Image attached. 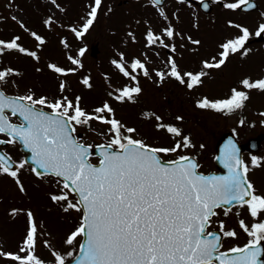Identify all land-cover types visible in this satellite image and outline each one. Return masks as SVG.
I'll list each match as a JSON object with an SVG mask.
<instances>
[{
    "label": "snow or ice",
    "instance_id": "1",
    "mask_svg": "<svg viewBox=\"0 0 264 264\" xmlns=\"http://www.w3.org/2000/svg\"><path fill=\"white\" fill-rule=\"evenodd\" d=\"M156 7L157 12L167 22V26L155 31L148 25L144 36L149 46L164 45L165 36L175 38V25L166 11L163 0H147ZM189 7H195V0H183ZM222 7L230 11L242 8L255 10L254 0H221ZM51 8L61 13L67 9L58 0H49ZM6 7L12 12L11 19L20 28L34 38V46L23 43V37L13 34L9 38H0V61L3 54L15 51L40 60L39 50L47 42V36L31 28L17 13L23 10L14 2ZM102 7V0H91L87 6L83 22L79 25H67L77 38H82L94 26ZM207 9L209 4L202 3ZM113 11L107 7V12ZM177 20L179 16L176 13ZM195 16V13H193ZM6 19L0 16V20ZM139 23V21H136ZM42 23L54 30L59 20L55 12L46 15ZM230 28L236 29L224 37L218 45L216 55L203 59L199 70L183 71L175 58L167 61V72L157 69L162 79L170 74L189 89L202 85V77L208 75L205 69L217 68L226 64L231 54L246 56L251 49L246 44L252 36H264V11L260 12L255 27L236 19H226ZM63 26V25H62ZM198 27V23L196 24ZM133 41L135 33L129 32ZM187 39L196 45L202 43L188 35ZM61 42L67 46V38ZM175 51V43L164 45ZM79 56L67 54L72 65L83 67L79 58L86 46L78 50ZM126 53L118 52L111 63L131 81L137 76L126 66ZM132 70L142 69L148 74V68L139 57L131 59ZM47 68L57 77L76 73L77 67H66L58 62L49 61ZM37 71H42L37 68ZM20 68L0 63V144L15 145L17 141L29 149L31 161L29 170L38 178L50 175L57 191L48 195L63 212L80 213L78 222L66 233L64 244L68 249L62 251L48 239L43 244L51 252V264H264V192L257 190L249 177L251 166H264V157L252 155L250 163L241 155L236 142L231 138L216 159L227 169L226 173L206 174L190 148L195 144L190 133L176 123L167 122L164 117L145 111L144 117H154L153 127L157 131L169 134L171 143L149 142L139 134L136 126H130L116 116L112 104L106 99L92 111L82 104V96L68 94L67 81L60 79L59 94L49 97L38 95L28 87L23 93H10L9 84L19 88L14 77L22 76ZM107 77V74H105ZM187 78V79H185ZM87 88L93 87L92 77L81 78ZM264 91V74L253 78L244 75L230 88L229 94L222 98L204 95L196 100L197 106L232 113L242 109L250 98L252 90ZM141 87L125 84L109 93L117 101H135ZM50 109V110H49ZM13 117L17 119L14 120ZM107 124L105 131L96 129L104 137L102 143L86 142L77 135V126L91 127L92 120ZM177 120L183 117L177 116ZM244 123L243 120L240 121ZM264 123V121H262ZM205 145L201 144L200 148ZM97 149L98 152L93 150ZM162 154H172L165 159ZM97 156V162L91 157ZM29 161L16 158L7 150H0V175L12 177L20 192L27 193L22 181L21 171ZM239 205L237 217L247 212L252 219L246 222L238 219L240 228L250 237L243 245L223 248V237H238L235 227L226 226L227 217L232 208L225 205ZM13 217L21 213L26 217L23 236L15 250L6 249L0 241V257L7 258L8 264H49L47 258L38 253L41 222L31 207H12ZM217 219L214 221L213 218ZM213 223L217 230H209ZM79 254L75 259L74 249Z\"/></svg>",
    "mask_w": 264,
    "mask_h": 264
},
{
    "label": "rangeland",
    "instance_id": "2",
    "mask_svg": "<svg viewBox=\"0 0 264 264\" xmlns=\"http://www.w3.org/2000/svg\"><path fill=\"white\" fill-rule=\"evenodd\" d=\"M11 1L12 0H0V7H3V12L6 15L5 20H0V38H9L12 34V30L8 29L9 25L6 23V20L15 23V21L11 19L12 12L6 7V4ZM58 1L67 9L63 12L65 14L63 19H58L59 22H61L69 15L73 0ZM79 1L80 0H75L76 3ZM117 1L118 0L102 1V7L99 11L98 19L94 22V26L82 37V40L78 42V44H81V47L86 46L84 55L79 57L83 62V67L80 68L77 66V71L80 72L73 74L74 76L72 73L69 74L70 83L67 82V87L69 89L68 94L72 95L70 89L74 86L77 87L79 95L82 96L81 104L88 111H92L96 106L107 99L114 107L116 116L130 126H136L139 129V134L146 136L149 142L171 143V139L169 134L163 131H157L153 127L155 123L154 117H144L141 113L149 111L163 116L165 121L176 123L183 128L185 133L191 134L195 148H190L188 151L202 157L201 163L203 169L210 168L212 166L211 152L213 151V144L221 132V129L236 127L238 116H235L233 113L225 114L213 109H198L196 107V100L202 93H206L209 97L215 98L226 96L229 94L230 88L236 83L240 73H246L248 75L249 72H252V77L261 75V71L264 70V49L259 46L258 48L255 47L251 49L247 54L249 57L247 58L244 56L242 61H239V59H241L239 54H231L224 66H221L219 69L211 68L210 72L208 71L209 73L206 70L208 75L202 78L203 84L193 88L189 94H187L183 88L177 87L172 81L170 82L169 74L161 79L157 72L151 71L150 67L155 66L154 56L153 58H150L151 56L146 57L148 74L145 76L144 80L139 83L142 91L137 94V99L135 101H117L110 96L109 93L118 88V85L122 84L123 78L119 77L118 74H116L117 72H113L112 69L108 67L112 66L108 63L107 57L114 49L117 51L116 53L120 50L127 52L128 55L125 57L126 60H130L133 56L141 54V49L144 48L147 54L150 53V50L154 49V46L147 48L145 40L142 42L141 39L148 26L145 21L150 20L151 26L157 32L160 31L161 28L167 26V22L163 20L157 11L148 6L144 0H128V2L123 4V7L120 8L114 7ZM13 2L19 5V8L23 10L17 14L20 15L31 28L35 26L33 24L35 19L41 20V16H38L41 6L44 7L43 9L46 10V13H49L51 9V12H55L57 18H60V11L51 8L49 1L31 0L30 2V0H15ZM109 6L113 8V11H106ZM0 10L2 11V8H0ZM185 11H188V13L185 17L183 16L182 19H180L181 22H178L177 18H171V22L175 25L177 33H183V36L176 35L174 39L166 36L164 38V45L175 43L177 50L173 51L172 48L170 49L181 67L186 60L185 53L189 55L192 50L198 51V58L207 59L208 55L204 53L207 47L204 42L216 44L215 46L217 47V42H220L224 37L236 31V29L230 28L224 22L225 19L213 20L210 17L204 16L203 18L196 12L190 10ZM193 13H195V16ZM35 16H37V18H35ZM80 17L79 13L78 20H80ZM136 21H139V23ZM188 22L191 30L187 32L184 28ZM197 23L198 27L196 26ZM15 24L19 25L17 23ZM71 24H73V22L67 18L65 24L62 26L63 30L59 29L57 35L53 36L51 31L45 34L48 38L47 42L50 43L49 45L45 43L42 49L39 50L38 54L40 60L38 62L30 56L15 51H9L3 54V60L0 61V63L5 65L11 64L12 66L18 67L23 73L22 76L13 78L19 84V88L9 84L7 86V91L12 93H23L26 88L34 87L36 93H40V89H42L43 91L56 95L50 89L49 83L57 81L55 78L58 77L54 76V73L47 68V62L52 60L61 61L62 59L67 66H72L69 59L66 58L65 55L63 57L64 52H70L71 54L75 53V48L77 52L78 44L72 39L67 29V25ZM126 28H129L127 29L129 32L135 33L137 40L133 41L131 39V36L128 35L129 32H127V30L125 31ZM20 31L21 29L17 28V32ZM53 31H57L56 25ZM187 33L193 37V40H201L204 47L189 41L186 36ZM26 34L29 35L27 32ZM121 35H125L127 40L123 41V39H116L115 41L117 42L112 41L113 38H118ZM63 37L67 38L68 46H65L61 42ZM93 43H97L99 48L97 58H92L89 54V47ZM164 45H162L161 49V57H163L162 66L159 67V69H164L167 72V61L169 58L165 55L166 47ZM33 46L34 42L31 47ZM254 46L257 45H251L249 48ZM197 49L204 50V52ZM185 50L187 51L185 52ZM113 54L114 53H112V55ZM76 56L79 55L76 53ZM139 56L140 55L137 57ZM238 62H241L247 67L239 66V64H237ZM249 63L250 70L247 72ZM74 67L76 66L74 65ZM37 68H41L42 71H37ZM83 70H88L91 73V75L90 73L88 74L92 76L91 82L93 87L91 89L84 86L83 83H78V74L80 80V75L84 73ZM105 74H107V77ZM72 80L75 84L72 83ZM56 89L59 93L58 87H56ZM254 90L252 94H250V98L245 106L241 109V112L246 116V120H244L245 125L242 126L243 128L260 127L258 118L261 113L264 112V93L261 98H258L261 93L255 94ZM177 116L183 117V119L177 120ZM107 127V124L93 119L91 121V127L87 125L77 126V131L84 132L82 138L86 142L96 144L104 140L103 136L98 135L96 129L105 131ZM201 144H204L205 147L200 148ZM15 148L17 149V146L12 145L8 150H11V152L15 154L13 155L14 157L21 158L22 155L18 154V150L16 153ZM162 155H164L165 158H172V154ZM91 159L95 160L94 157H91ZM21 178L27 188L26 194L19 191L12 177L0 175V241L3 242V246L17 247L23 236L26 225V217L22 213L13 217L10 209L12 207H31L37 219L41 222L37 249L38 253H45L46 256H50L48 254L49 250H47V247L43 244L44 239L50 240L55 247L62 251L71 250L64 244V239L69 228L78 222L80 213L74 210L65 213L51 201L48 193L57 191L56 184L51 176L46 175L43 179L38 178L29 170L28 166H25L21 171ZM76 248L74 251H76ZM10 249L13 248L11 247ZM0 264H3L1 260Z\"/></svg>",
    "mask_w": 264,
    "mask_h": 264
},
{
    "label": "flooded vegetation",
    "instance_id": "3",
    "mask_svg": "<svg viewBox=\"0 0 264 264\" xmlns=\"http://www.w3.org/2000/svg\"><path fill=\"white\" fill-rule=\"evenodd\" d=\"M203 2H207L209 4L208 12H203L201 10V4ZM256 4L255 10L251 9H245L242 8L239 11H230L226 10L222 7L221 0H195V7H189L186 3L183 2V0H163V3L165 5V8L169 11V8L171 10H175L177 8H187V9H193L196 10L197 13L202 14L203 16H212L216 18H233L238 20L239 22L246 23L250 27H255L256 21L259 18L260 12L264 11V0H254ZM154 6V5H152ZM155 7V6H154ZM172 12V11H171ZM174 13V12H172ZM64 13L60 12V18H63ZM78 16V11L73 8L71 12V19L74 20ZM255 36H252L249 38V41L247 42L246 46L249 48L250 45H263L264 42H252L251 40ZM256 47V46H254ZM252 49V48H249ZM248 56V55H247ZM261 120H264L262 118ZM228 130V129H227ZM226 131L225 129H221V132ZM237 137V139L240 142H245L248 139H253V143L248 146V148L244 149L242 152V156L246 161L251 160L252 155L262 156L264 157V123L260 125V127L257 128H243L242 126H239L232 130ZM262 135V137L257 138L258 135ZM264 163V162H262ZM249 177L252 179L255 183V186L258 191L264 192V166H251L250 165V172ZM225 208H232V212L229 213L227 217L223 216V209H218L219 212H221V216L219 218L226 220V226L228 227H235L238 231L239 235L238 237H223L221 236L222 242H223V248L221 250H224L226 248L232 247L234 245H243L247 242V240L250 238L246 232H244L239 224L238 219L244 218L246 222L251 221V217L248 216L247 212H242L241 217H237L236 210L239 208V205L231 204V205H225ZM217 218L214 217L213 220L215 221ZM218 225L213 223L209 226V230H217ZM262 245H264V241L261 242ZM262 260H264V255L261 257Z\"/></svg>",
    "mask_w": 264,
    "mask_h": 264
},
{
    "label": "water",
    "instance_id": "4",
    "mask_svg": "<svg viewBox=\"0 0 264 264\" xmlns=\"http://www.w3.org/2000/svg\"><path fill=\"white\" fill-rule=\"evenodd\" d=\"M225 139V137L223 138V139H221V141L218 143V146H217V150L219 151V150H221L222 149V141ZM21 146H22V148L24 149V150H27L28 151V155L26 156V159L29 161V162H31V163H33L32 161H31V152H30V150L29 149H27V148H25L23 145H22V143H21ZM94 152H98V150L97 149H94L93 150ZM224 167V169H226L225 168V166H223ZM79 254V253H78ZM78 256V255H77ZM76 256V257H77ZM75 257V258H76ZM74 258V259H75Z\"/></svg>",
    "mask_w": 264,
    "mask_h": 264
}]
</instances>
